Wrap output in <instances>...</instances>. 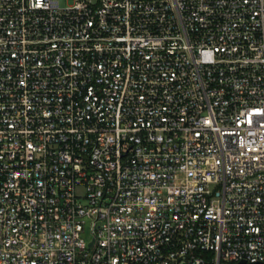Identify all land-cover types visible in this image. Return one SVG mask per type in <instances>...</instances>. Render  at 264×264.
Segmentation results:
<instances>
[{"label":"built area","instance_id":"obj_1","mask_svg":"<svg viewBox=\"0 0 264 264\" xmlns=\"http://www.w3.org/2000/svg\"><path fill=\"white\" fill-rule=\"evenodd\" d=\"M0 264H264V0H0Z\"/></svg>","mask_w":264,"mask_h":264},{"label":"rangeland","instance_id":"obj_2","mask_svg":"<svg viewBox=\"0 0 264 264\" xmlns=\"http://www.w3.org/2000/svg\"><path fill=\"white\" fill-rule=\"evenodd\" d=\"M91 3L96 2L97 0H88ZM74 2V0H61V5L66 6V5H71Z\"/></svg>","mask_w":264,"mask_h":264}]
</instances>
